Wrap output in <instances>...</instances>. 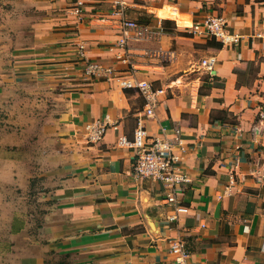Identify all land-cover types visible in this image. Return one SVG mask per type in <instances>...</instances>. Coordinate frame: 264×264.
Here are the masks:
<instances>
[{
	"label": "crops",
	"instance_id": "crops-1",
	"mask_svg": "<svg viewBox=\"0 0 264 264\" xmlns=\"http://www.w3.org/2000/svg\"><path fill=\"white\" fill-rule=\"evenodd\" d=\"M18 1L11 17L0 7V63L55 81L59 109L32 164L41 182L30 202L40 210L5 224L15 242L0 264H179L170 251L179 236L189 250L183 264H264V0H99L77 35L68 0ZM182 9L197 19L226 17L237 41L188 33L173 20ZM122 18L149 31L123 32ZM9 29L16 39L8 44ZM78 40L116 77H80ZM209 56L212 68L202 63ZM122 78L163 89L151 116ZM97 119L114 126L89 143L86 124ZM138 120L156 136L181 131L190 181L178 195L188 209L177 222L166 218L163 185L135 177L130 151L117 144Z\"/></svg>",
	"mask_w": 264,
	"mask_h": 264
},
{
	"label": "built area",
	"instance_id": "built-area-1",
	"mask_svg": "<svg viewBox=\"0 0 264 264\" xmlns=\"http://www.w3.org/2000/svg\"><path fill=\"white\" fill-rule=\"evenodd\" d=\"M99 0H68L69 12L74 16V33L78 26L83 22L87 9L95 5ZM119 12V10H115ZM174 22L183 30L190 34L208 35L220 40L222 43L227 41H237L238 34L229 33L228 21L226 17L218 14L207 15L197 19L188 10H179L175 13ZM122 31L132 28L137 36H141L149 31V28L136 22L135 20L122 18L120 20ZM77 35V33H75ZM117 45L125 47L126 41L122 37ZM78 54L77 61L82 62L79 75L84 78H96L102 75L116 77L115 69L111 64L103 65L96 62L84 52V42H77ZM202 63L212 68L215 57L209 56L202 59ZM120 84L123 87H137L144 99L143 111L145 115L151 116L159 101V95L163 93L161 87H155L149 80H135L122 78ZM114 124L106 120L97 119L92 123L86 124V139L89 143L99 141L107 128ZM117 144L130 151L132 159V174L139 179H151L163 185V199L172 206L167 220L177 222L179 215L187 211L188 207L181 203L178 195L182 191V186L190 181L188 173L184 169L183 156L186 146L180 129L174 127L173 135L168 136L164 133L156 136L148 133L143 124L138 120L131 136L125 133L118 135ZM170 251L175 254V259L179 264H183L184 257L189 253L186 240L179 236L170 242Z\"/></svg>",
	"mask_w": 264,
	"mask_h": 264
},
{
	"label": "rangeland",
	"instance_id": "rangeland-1",
	"mask_svg": "<svg viewBox=\"0 0 264 264\" xmlns=\"http://www.w3.org/2000/svg\"><path fill=\"white\" fill-rule=\"evenodd\" d=\"M18 4V0H0V7L7 9L10 17ZM8 33V44L14 43L16 31L9 29ZM16 68L13 61L0 63V255L6 245L11 248L15 242L5 232V224L9 221L11 226L21 225L20 218L17 220L19 211L28 214L40 210L30 202L41 182L32 164L37 163L38 150L47 148L49 129L59 109L52 97V91H59L55 81L22 77L20 71H14ZM8 200L11 205L3 207ZM12 212L13 220L7 218Z\"/></svg>",
	"mask_w": 264,
	"mask_h": 264
}]
</instances>
